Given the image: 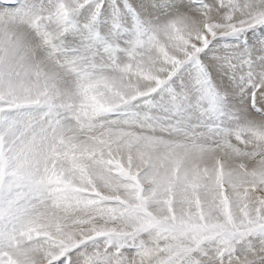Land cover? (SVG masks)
I'll return each mask as SVG.
<instances>
[{"label": "snow or ice", "instance_id": "1", "mask_svg": "<svg viewBox=\"0 0 264 264\" xmlns=\"http://www.w3.org/2000/svg\"><path fill=\"white\" fill-rule=\"evenodd\" d=\"M0 23V264H264V0Z\"/></svg>", "mask_w": 264, "mask_h": 264}, {"label": "clouds", "instance_id": "2", "mask_svg": "<svg viewBox=\"0 0 264 264\" xmlns=\"http://www.w3.org/2000/svg\"><path fill=\"white\" fill-rule=\"evenodd\" d=\"M4 10H0L2 13ZM4 16V19L7 20V16ZM0 31H7L11 38L20 40L25 44H31L32 37L30 35L31 30L23 24H8L0 23ZM35 48V45H32ZM26 63L30 64L33 69H39L40 71H48V65L43 57L36 56L34 53H29L26 58Z\"/></svg>", "mask_w": 264, "mask_h": 264}, {"label": "rangeland", "instance_id": "3", "mask_svg": "<svg viewBox=\"0 0 264 264\" xmlns=\"http://www.w3.org/2000/svg\"><path fill=\"white\" fill-rule=\"evenodd\" d=\"M3 4H4V0H0V5ZM21 6H22V0H8L7 5L2 8L9 9V11H3L2 13H0V15H5V16L15 15L16 12L21 8Z\"/></svg>", "mask_w": 264, "mask_h": 264}, {"label": "bare ground", "instance_id": "4", "mask_svg": "<svg viewBox=\"0 0 264 264\" xmlns=\"http://www.w3.org/2000/svg\"><path fill=\"white\" fill-rule=\"evenodd\" d=\"M10 2V1H9ZM4 5V4H3ZM12 7V6H11ZM0 10L9 11V9L0 8Z\"/></svg>", "mask_w": 264, "mask_h": 264}]
</instances>
